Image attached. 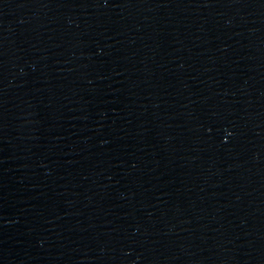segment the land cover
Listing matches in <instances>:
<instances>
[{
  "label": "water",
  "instance_id": "obj_1",
  "mask_svg": "<svg viewBox=\"0 0 264 264\" xmlns=\"http://www.w3.org/2000/svg\"><path fill=\"white\" fill-rule=\"evenodd\" d=\"M0 264H264V0H0Z\"/></svg>",
  "mask_w": 264,
  "mask_h": 264
}]
</instances>
